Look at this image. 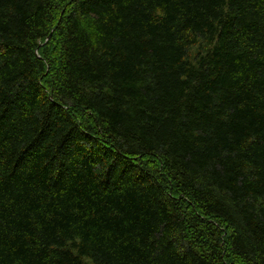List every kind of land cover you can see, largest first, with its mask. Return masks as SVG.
I'll return each mask as SVG.
<instances>
[{"label":"trees","instance_id":"1","mask_svg":"<svg viewBox=\"0 0 264 264\" xmlns=\"http://www.w3.org/2000/svg\"><path fill=\"white\" fill-rule=\"evenodd\" d=\"M0 264H264V0H0Z\"/></svg>","mask_w":264,"mask_h":264}]
</instances>
